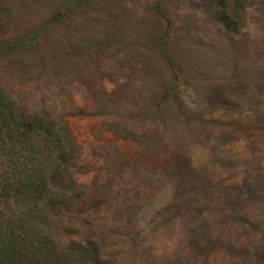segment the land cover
<instances>
[{
	"label": "rangeland",
	"instance_id": "obj_1",
	"mask_svg": "<svg viewBox=\"0 0 264 264\" xmlns=\"http://www.w3.org/2000/svg\"><path fill=\"white\" fill-rule=\"evenodd\" d=\"M232 0H227L229 4ZM0 0V89L63 123L76 200L60 246L111 264H257L264 248V0Z\"/></svg>",
	"mask_w": 264,
	"mask_h": 264
},
{
	"label": "trees",
	"instance_id": "obj_2",
	"mask_svg": "<svg viewBox=\"0 0 264 264\" xmlns=\"http://www.w3.org/2000/svg\"><path fill=\"white\" fill-rule=\"evenodd\" d=\"M214 1L218 22L236 29L243 0ZM75 154L63 123L24 113L0 89V264H111L94 241L60 246L51 233V220L76 200L75 185L65 177ZM258 257L264 264V248Z\"/></svg>",
	"mask_w": 264,
	"mask_h": 264
}]
</instances>
